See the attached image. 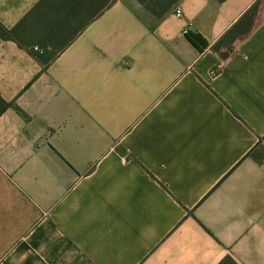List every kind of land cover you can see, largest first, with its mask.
<instances>
[{"label":"crops","instance_id":"0c3cea01","mask_svg":"<svg viewBox=\"0 0 264 264\" xmlns=\"http://www.w3.org/2000/svg\"><path fill=\"white\" fill-rule=\"evenodd\" d=\"M0 98V264H264V0H115L47 67L0 38Z\"/></svg>","mask_w":264,"mask_h":264},{"label":"trees","instance_id":"16d2710c","mask_svg":"<svg viewBox=\"0 0 264 264\" xmlns=\"http://www.w3.org/2000/svg\"><path fill=\"white\" fill-rule=\"evenodd\" d=\"M115 0H40L25 17L13 28H7L0 22V38L14 40L26 48L44 67L64 50L91 20L100 15ZM156 16L162 17L178 0H138ZM88 10L91 14L81 23L76 17L79 11ZM54 12L62 13L61 18H52ZM188 39L200 50L209 42L199 32L187 31ZM38 46L36 50L34 47ZM216 51L218 45L214 46ZM2 109L11 103L0 98ZM254 159L262 161V154H252Z\"/></svg>","mask_w":264,"mask_h":264},{"label":"built area","instance_id":"2783aa9c","mask_svg":"<svg viewBox=\"0 0 264 264\" xmlns=\"http://www.w3.org/2000/svg\"><path fill=\"white\" fill-rule=\"evenodd\" d=\"M175 14H176V16H181V15H182V11H181L180 9H177V10L175 11ZM34 48H35L36 50L39 49L38 46H35Z\"/></svg>","mask_w":264,"mask_h":264}]
</instances>
